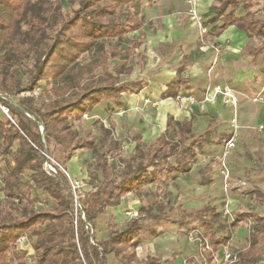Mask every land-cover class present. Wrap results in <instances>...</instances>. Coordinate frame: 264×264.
<instances>
[{"label": "trees", "instance_id": "1", "mask_svg": "<svg viewBox=\"0 0 264 264\" xmlns=\"http://www.w3.org/2000/svg\"><path fill=\"white\" fill-rule=\"evenodd\" d=\"M141 2L79 0L76 9L63 14L59 4H54L53 12H49L47 1L0 0L1 91L15 97L20 92H32L41 82L50 80L49 93L53 97H18L17 103L0 97V105L8 109L13 120L12 123L5 115L0 116V192L3 194L0 264H28L26 252L15 248L22 236L34 251V259L29 264H108L110 254L119 264H159L156 258L138 261L135 256L134 248L145 228L143 217L131 219L124 228L114 229L102 240L94 236L95 222L107 208L119 206L121 197L143 185L153 186L157 197L163 193L170 195L160 185L176 174L187 173L196 159L194 149H201L196 140L187 143L190 124H176L174 135L166 132L159 136L152 155L145 153L147 146L137 142L135 154L123 161L120 180L116 183L112 177L120 163L119 149L111 153L112 164L97 152L103 147L102 141L110 137L112 126L103 129L101 140L93 148L89 142L87 145L75 143V135L66 121L68 117L81 118L104 100L117 101L122 93L130 90L128 84L119 83L121 76L132 71L128 65L130 48H136L138 43L130 41L128 47L123 43L130 32L143 25L139 15ZM239 6L246 10L245 16L224 15L228 7ZM44 8L49 9L46 16L41 14ZM215 10L216 17L224 15L220 28L235 25L248 35L264 36V20L253 18L248 0H222ZM21 24L33 29L35 40L30 37L25 44H20V40L18 43ZM49 31L55 32L50 35ZM85 53L89 59L80 63ZM30 54L33 57L30 76L23 85L14 83L16 68L24 66V59ZM181 84L179 78L173 80L163 96L177 97ZM51 141L61 146L63 165L76 150L92 149L96 163L88 180L91 191H84L82 206L76 212L66 177L60 172L48 175L44 170L45 163H50L46 155L50 156L48 144ZM144 159L149 160L148 163H143ZM25 171L32 172L27 183H23ZM31 189L42 190L55 202V209L35 208L39 201L30 197ZM164 209L160 204L159 211L149 217L168 220ZM140 212L142 214L143 209ZM209 213L211 218L201 215L199 221L203 238L212 251L207 262L210 264L213 255L228 243L240 224L247 222L251 227L247 247L235 255L238 264H259L255 260L259 255L256 246L264 244V216L237 213L231 223L218 224L224 232L218 236L213 224L219 214L213 208ZM151 232L156 234L155 230Z\"/></svg>", "mask_w": 264, "mask_h": 264}, {"label": "crops", "instance_id": "2", "mask_svg": "<svg viewBox=\"0 0 264 264\" xmlns=\"http://www.w3.org/2000/svg\"><path fill=\"white\" fill-rule=\"evenodd\" d=\"M221 1L198 0L197 5L199 12L209 22V33L213 42L219 47V53L215 55L210 48L201 44L197 30L189 21L186 0H142L139 15L143 25L137 33L130 32L123 43L124 47H128L130 41L138 43L136 48H130L128 65L132 71L129 75L121 76L119 83L128 84L130 90L122 93L117 101H102L87 114L89 117L87 126L97 139L92 144L93 148L101 140V136H98L94 129L98 124L104 129L112 126L108 141L115 140L120 157L124 155L130 157L135 154L137 142L147 147L151 144L154 146L159 136L166 132L174 135L177 131L174 127L176 124L188 122L190 130L187 134V143L196 140L201 149H194L196 159L190 170L176 176L195 172L199 175V184L208 185L212 179L207 175V171H210V161L201 164L199 152L205 145L224 142L231 133L230 109L219 100L202 103L208 84L228 85L237 95L240 129L231 153L240 148L239 144L252 141L253 134H264V131L259 132L257 129L260 125L264 126V68L256 66L259 55L264 53V39L260 47L254 49L251 47L252 35H248L235 25L220 28L224 15L242 17L246 14V10L244 14L232 13L228 9L232 7H228L223 16L216 17L215 9L219 7ZM177 78L182 82L177 97L165 98L163 94L167 91L168 85ZM189 96L195 99L194 103L187 101L186 97ZM258 97L261 100H257ZM114 109H130L131 112L128 111L122 117H109ZM129 135L133 138H129ZM123 145L129 148L128 152L123 151ZM92 158V149H78L65 165H61L72 179L86 183L85 191H91L87 181L89 178L87 167ZM31 173L25 171L23 183L28 182ZM1 186L0 178V188ZM144 187L153 188L155 191L153 186L146 184L132 192ZM160 187L170 194L167 191L166 180ZM132 192L120 198L119 206L107 208L104 214L96 219L95 226L100 233L97 240L106 239L110 235L109 225L115 224L117 225L115 229L119 230L121 212L126 205L122 200ZM0 194L3 198V194L1 192ZM29 195L39 201L35 204L37 209L44 207L53 210L56 207V204L53 208L48 207L40 198L41 195H46L42 190L31 189ZM136 202L135 206H140V201ZM110 218L112 222L109 221ZM141 236L140 234V242L134 248L138 261L156 258L159 264H183V255L180 251L170 254L157 250L154 246L144 247L141 245ZM15 248L26 252L25 260H28L26 261L28 264L33 261L34 251L27 239L20 245L16 243ZM29 256L32 257L28 258ZM107 259L108 264H119L113 254L108 255Z\"/></svg>", "mask_w": 264, "mask_h": 264}, {"label": "rangeland", "instance_id": "3", "mask_svg": "<svg viewBox=\"0 0 264 264\" xmlns=\"http://www.w3.org/2000/svg\"><path fill=\"white\" fill-rule=\"evenodd\" d=\"M30 1L32 3L38 1H47L51 8L50 11L49 9L44 8V12H41V14L43 13L42 15L46 16L54 9V4H59L61 6L63 14L71 12L73 9H76L78 7L79 0ZM248 3H250V13L252 14L253 18L256 20H264V0H248ZM186 4L189 8V21L197 30L198 37L200 39L199 30L194 24L193 20H191V7L188 3V0H186ZM197 5L198 0L195 1L194 8L196 9V12L202 17L204 26L209 30V22L205 20L204 16L199 12ZM228 9L232 13L235 12L236 14L245 13V10L242 7ZM56 27H59V25H57ZM19 28L20 32L19 34H17L18 43L20 40L22 42L20 44H25L24 41H27V39H29L30 37H33L34 40L37 37L36 35H34L33 29L27 24H21ZM208 30L202 36V38L204 40L210 39L213 42V39L211 38L212 35ZM54 32L49 31L50 35H53ZM251 37L253 38L251 47L254 49H258L262 43V40L264 39V36L255 35L253 33ZM213 44L215 43L213 42ZM87 59H89V55L87 53L83 54L80 57V63H85ZM24 63V66L16 68L12 80L14 83L19 82L22 85L26 83L27 78L30 76L29 69L32 67L33 63V57L31 54L28 58L24 59ZM112 64L113 63H111L110 66H112ZM256 66L257 68H264V53H261L259 55ZM40 85L41 86L39 88L33 90L39 92L38 95L34 97L42 96L46 99H52L53 97L49 93L51 88L50 80L43 81L40 83ZM25 93L26 92H20V94L15 97L6 95L1 91L0 86V97L15 101L14 103H17L16 100L18 97H26ZM41 93L43 95H41ZM146 105L148 106L149 104ZM124 111V115L128 111L131 112L130 109H126ZM114 112L115 109L111 111L109 117L115 116ZM2 115L4 114H2L0 110V116ZM88 119L89 117L86 114V117H68L66 120L70 125L71 131L75 135L74 142L77 144L87 145V142H89L92 145L97 140L95 136L91 134L89 126H87ZM94 129L97 132L96 134L98 136H101L100 138H102L104 129L103 126L101 127L99 124L97 126L95 125ZM129 138L132 139V135H129ZM251 139L252 141L250 142L239 144L240 148L234 151V153L230 152V155L227 157V163L230 168V176L227 181L223 179L219 171L220 158L222 156L224 145V142L221 141L214 145H205L203 150L199 152V160L201 161V164H205L210 161V171H207V175L212 179L208 185H200L198 173L196 174L195 172H192L190 175H177L173 180L166 179V184L168 187L167 191L170 192V195L162 194L161 197H157L154 189L150 187L140 188L138 191H134L130 195H127L122 200L126 205L121 212V223L118 224V229L121 230L122 228H124L126 223L131 219L143 217L141 219L145 224V228L141 233L142 246L149 248L154 246L157 250H163L164 252L170 254H174V252L176 253L177 251H180L183 255V264H209L206 260L208 252H204L202 250V244H200V241L202 239L206 240L205 238H203L204 231L199 223L201 215L206 216L207 218H211V213H209L210 208H213L214 211L219 214L217 222L213 224V229L216 231V234L218 236L224 235L223 230L219 229L218 224L231 223L232 217L237 213H250L264 216V134H253ZM72 145H74V143ZM102 146V149L97 150V152L99 154L105 155L106 159L108 157L112 158V162H107L108 164L114 163V159L111 153L115 150V148H117L115 140L108 141L107 139L106 141H102ZM152 148L153 145L151 144L150 146H148V151L146 150L145 153L147 155H152ZM48 149L50 152V157L54 161H57L60 165H62L61 159L63 158V153L61 146L51 141V143L48 144ZM128 149L126 145H123L124 152H128ZM128 158L129 157L126 155L120 157V163H118L116 171L114 172V175L112 177L114 182H119L120 175L123 170L122 163ZM148 161L149 160L144 159L143 163L146 164L148 163ZM95 163V158H92V162L88 164L87 167L88 176L95 170ZM88 180L89 178H87V181ZM258 194H261V196H258ZM40 198L45 201V204H47L48 207H54L55 203L49 200L46 195H41ZM82 198L83 196L79 198L80 205ZM0 200H2L1 194ZM138 200L140 201V206H135L137 203L136 201ZM160 204L165 206L164 212L168 220L162 219L161 221H158L149 217L151 213H157L159 211ZM167 205L171 206V208L169 209ZM78 208H75V212ZM140 209H143L142 214L140 212ZM227 210L229 211V213H226ZM111 219L112 218L109 219L110 222H112ZM116 226L117 225L114 224V226L108 227L110 228L109 233L114 231ZM154 230L156 234H153V232H151ZM250 230V224L247 222H242L238 231L231 235L228 243L223 246L220 251L213 255L214 257L210 264H238V262L236 261L226 262L223 259L222 250L224 247H226L229 252L234 255L235 252L246 248V241ZM197 231H199L201 234L195 236L194 234ZM99 234L100 233L95 226L94 236L96 239H99ZM256 248L259 251V255L255 258V260L259 261V264H264V244L258 245L256 246ZM31 257L29 256L28 258Z\"/></svg>", "mask_w": 264, "mask_h": 264}, {"label": "built area", "instance_id": "4", "mask_svg": "<svg viewBox=\"0 0 264 264\" xmlns=\"http://www.w3.org/2000/svg\"><path fill=\"white\" fill-rule=\"evenodd\" d=\"M195 1L196 0H188V3L190 4V7H191L190 9L191 20H193L194 24L199 30L201 44L203 46L210 48L215 53V55H217L219 53V47L213 44V42L210 39L204 40L202 38V36L207 32L208 29L204 26V21L202 20V17L196 12V9L194 8ZM133 32L137 33L138 31L136 30ZM38 93L39 92L32 91V92H26L25 95L26 97L27 96L32 97V96L38 95ZM186 99L189 103L195 102V99L193 97L189 96V97H186ZM216 100H219L224 106L228 107L231 111V120H230L231 133H230L229 138H227L224 141L223 152L220 158V166H219V169H220L219 171H220L221 176L223 177L225 181H227L230 176V170H229V166L227 163V157L230 155V152L235 148L237 137H238V130L240 129V126L238 124L239 102H238V98H237L235 91L230 86L208 84L207 87L205 88V91L202 97V103H211ZM257 100H261V99L258 97ZM0 110L2 114H4L13 123V120L9 116L8 109L5 106L0 105ZM124 113L125 111L122 109H115L114 115L117 117H120V116H123ZM83 116L86 117V114H84ZM257 129L259 131H264V126L260 125L257 127ZM46 157L49 159L50 163L48 162L45 163L44 165L45 172L48 175H57L59 172L60 173L62 172V174L66 177L68 181L69 191L73 197L74 206L75 208H78V207L80 208L81 205L79 203V198L83 196V193L85 191L84 182L81 180L72 179L60 164L55 162L48 155H46ZM107 162L111 163L112 158L108 157ZM226 213H229V211L227 210ZM233 218L234 216L232 217V221H233ZM198 234H201V233L197 231L195 232L194 235L197 236ZM25 241H26V237L22 236L17 240V244L20 245L21 243ZM200 244H202V250L204 252H208V255L212 254L209 243H207L206 240L202 239L200 241ZM222 255H223V259L226 262H234V261L237 262L236 255L231 254L226 247L223 248Z\"/></svg>", "mask_w": 264, "mask_h": 264}]
</instances>
